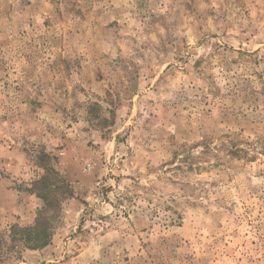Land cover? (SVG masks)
<instances>
[{
    "label": "rangeland",
    "instance_id": "rangeland-1",
    "mask_svg": "<svg viewBox=\"0 0 264 264\" xmlns=\"http://www.w3.org/2000/svg\"><path fill=\"white\" fill-rule=\"evenodd\" d=\"M0 264H264V0H0Z\"/></svg>",
    "mask_w": 264,
    "mask_h": 264
},
{
    "label": "trees",
    "instance_id": "trees-1",
    "mask_svg": "<svg viewBox=\"0 0 264 264\" xmlns=\"http://www.w3.org/2000/svg\"><path fill=\"white\" fill-rule=\"evenodd\" d=\"M42 184H44V190H47L49 186L48 179L44 178L42 180ZM49 192L50 191L48 190L47 192L42 193L40 196L44 200V207L38 212L36 225L31 228L18 229L19 231L25 233L24 243L26 247L31 250L43 249L48 246L51 241L52 234L50 230H48L50 228V225L49 223H46L44 219L50 211L49 209L51 208V206L57 203L54 197L53 199H55V201L51 197H49ZM13 228L16 229L15 226Z\"/></svg>",
    "mask_w": 264,
    "mask_h": 264
}]
</instances>
